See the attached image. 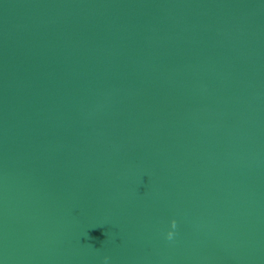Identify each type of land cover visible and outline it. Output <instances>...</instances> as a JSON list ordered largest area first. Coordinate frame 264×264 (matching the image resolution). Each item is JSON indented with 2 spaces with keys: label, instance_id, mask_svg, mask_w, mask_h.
<instances>
[{
  "label": "water",
  "instance_id": "water-1",
  "mask_svg": "<svg viewBox=\"0 0 264 264\" xmlns=\"http://www.w3.org/2000/svg\"><path fill=\"white\" fill-rule=\"evenodd\" d=\"M105 258L264 264V0H0V264Z\"/></svg>",
  "mask_w": 264,
  "mask_h": 264
},
{
  "label": "clouds",
  "instance_id": "clouds-1",
  "mask_svg": "<svg viewBox=\"0 0 264 264\" xmlns=\"http://www.w3.org/2000/svg\"><path fill=\"white\" fill-rule=\"evenodd\" d=\"M176 229H177V222L173 220L171 223L170 229L164 234V239L169 242L174 241L177 235ZM104 264H108L107 258H105Z\"/></svg>",
  "mask_w": 264,
  "mask_h": 264
}]
</instances>
